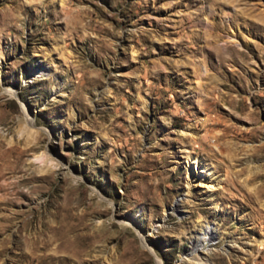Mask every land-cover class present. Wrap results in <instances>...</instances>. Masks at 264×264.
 Returning <instances> with one entry per match:
<instances>
[{
    "label": "rangeland",
    "instance_id": "1",
    "mask_svg": "<svg viewBox=\"0 0 264 264\" xmlns=\"http://www.w3.org/2000/svg\"><path fill=\"white\" fill-rule=\"evenodd\" d=\"M204 229L264 264V0H0V264H189Z\"/></svg>",
    "mask_w": 264,
    "mask_h": 264
},
{
    "label": "bare ground",
    "instance_id": "2",
    "mask_svg": "<svg viewBox=\"0 0 264 264\" xmlns=\"http://www.w3.org/2000/svg\"><path fill=\"white\" fill-rule=\"evenodd\" d=\"M210 172L211 171L208 168H206V167L201 169L199 171L200 176L198 177L199 178L198 181H199V183H201L202 186L204 185L205 187H207L208 189H210L212 191V190H215L217 188V186L215 184H213V183H208L207 182L208 179L210 180V177H211V175L209 174ZM190 184L194 185L193 180H191ZM41 224L44 225V222L41 223ZM65 231L66 230H63V228L58 227L57 229H55V231H52V232H55V233L56 232L57 233L60 232L61 235H59V236L63 239ZM212 233H213V231L211 229H204V231H202L201 233H199V234H197L195 236V238L193 239V242H192L193 245H192V248H191V252H189V254H188L189 264H208V259L206 258L208 250L203 248V243H205V241L210 238ZM61 238H58V240H61ZM54 240L55 239L52 238L51 240H43V241H39L38 240L37 242L34 241L33 249H38V248L45 249L49 245V243L51 241H54ZM25 242H27V241H25ZM61 244L62 243H60V245ZM44 257H47V256L44 254Z\"/></svg>",
    "mask_w": 264,
    "mask_h": 264
}]
</instances>
